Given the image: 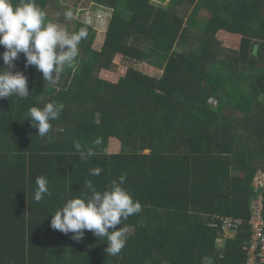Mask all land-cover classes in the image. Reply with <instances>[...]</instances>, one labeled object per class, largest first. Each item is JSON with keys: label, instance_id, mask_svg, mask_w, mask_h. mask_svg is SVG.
I'll list each match as a JSON object with an SVG mask.
<instances>
[{"label": "trees", "instance_id": "trees-1", "mask_svg": "<svg viewBox=\"0 0 264 264\" xmlns=\"http://www.w3.org/2000/svg\"><path fill=\"white\" fill-rule=\"evenodd\" d=\"M69 1L35 3L47 21L87 30L73 64L43 81L20 54L30 95L0 98V264H245L264 171V0H86L110 9L101 36ZM48 102L62 110L41 137L26 115ZM122 174L142 210L122 221L119 254L89 231L76 242L50 227L85 180L103 189ZM41 175L51 196L37 203ZM226 216L243 219L231 237Z\"/></svg>", "mask_w": 264, "mask_h": 264}, {"label": "clouds", "instance_id": "clouds-1", "mask_svg": "<svg viewBox=\"0 0 264 264\" xmlns=\"http://www.w3.org/2000/svg\"><path fill=\"white\" fill-rule=\"evenodd\" d=\"M71 19L73 13H64ZM87 30L81 28L69 32L60 25L47 21L45 13L35 0H0V98L17 96L27 98L29 94L28 80L23 72L17 70L15 61L23 54L24 68L34 67L42 73L43 81H52L64 71L66 65L71 66L78 56V46L87 37ZM62 106L48 102L42 108L31 106L26 118L31 127L41 137L51 130L50 121L59 118ZM91 153L81 151L79 157L86 160ZM100 167L89 170V175L99 176ZM126 174L113 179L105 188L98 189L92 180H85V192L78 196L68 197L51 213L50 227L80 242L85 232L89 231L99 239L107 242L105 251L117 255L125 247L127 228L120 227L122 221L141 212L138 200L123 187ZM33 199L39 203L46 195L51 196L48 179L41 175L35 179Z\"/></svg>", "mask_w": 264, "mask_h": 264}, {"label": "built area", "instance_id": "built-area-1", "mask_svg": "<svg viewBox=\"0 0 264 264\" xmlns=\"http://www.w3.org/2000/svg\"><path fill=\"white\" fill-rule=\"evenodd\" d=\"M254 190L257 194L251 198L249 203L250 215L247 219L249 227V238L247 239V249L245 264H264V171L258 170L253 178ZM243 219L226 216L221 219L219 225L222 237L235 235L237 229L242 225ZM231 234V235H230ZM223 239L218 238L221 244Z\"/></svg>", "mask_w": 264, "mask_h": 264}, {"label": "rangeland", "instance_id": "rangeland-1", "mask_svg": "<svg viewBox=\"0 0 264 264\" xmlns=\"http://www.w3.org/2000/svg\"><path fill=\"white\" fill-rule=\"evenodd\" d=\"M83 1L84 0H79L78 1L79 5L81 4V2L84 5L86 0L84 2ZM167 1L168 0H156V2H159L161 4H165ZM74 2H75V0H74ZM69 3H73V0H70ZM109 11H110V9H108L104 6L93 5L91 3V4H86L84 6H82V5L78 6L75 15H76V17H78L82 20H85L86 22H88L90 24L95 25L98 28V31H99L98 34L101 36L102 35L101 31L105 27L106 22L108 20ZM202 13H206V11L203 10ZM140 67L143 68V66H140ZM144 70L152 72V67L149 65H145ZM231 236H233V235H231Z\"/></svg>", "mask_w": 264, "mask_h": 264}, {"label": "water", "instance_id": "water-1", "mask_svg": "<svg viewBox=\"0 0 264 264\" xmlns=\"http://www.w3.org/2000/svg\"><path fill=\"white\" fill-rule=\"evenodd\" d=\"M257 49H258V45H254V47H253V54H256Z\"/></svg>", "mask_w": 264, "mask_h": 264}]
</instances>
